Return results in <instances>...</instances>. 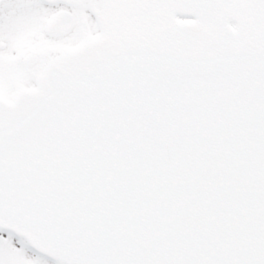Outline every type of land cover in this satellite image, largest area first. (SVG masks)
I'll return each instance as SVG.
<instances>
[{
  "label": "snow or ice",
  "instance_id": "6c2138e0",
  "mask_svg": "<svg viewBox=\"0 0 264 264\" xmlns=\"http://www.w3.org/2000/svg\"><path fill=\"white\" fill-rule=\"evenodd\" d=\"M0 264H264V0H0Z\"/></svg>",
  "mask_w": 264,
  "mask_h": 264
}]
</instances>
